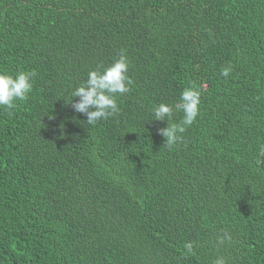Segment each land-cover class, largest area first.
Masks as SVG:
<instances>
[{
    "label": "trees",
    "instance_id": "obj_1",
    "mask_svg": "<svg viewBox=\"0 0 264 264\" xmlns=\"http://www.w3.org/2000/svg\"><path fill=\"white\" fill-rule=\"evenodd\" d=\"M122 50L130 91L90 125L71 92ZM19 71L0 264H264V0H0V73ZM186 87L199 115L169 148L152 110L179 124Z\"/></svg>",
    "mask_w": 264,
    "mask_h": 264
},
{
    "label": "clouds",
    "instance_id": "obj_2",
    "mask_svg": "<svg viewBox=\"0 0 264 264\" xmlns=\"http://www.w3.org/2000/svg\"><path fill=\"white\" fill-rule=\"evenodd\" d=\"M129 61L126 54L121 51L118 58L104 68H97L88 72L85 82L77 86L71 92L70 103L74 111L87 117V122L94 125L101 119H107L117 113L120 109L117 104V95L126 94L130 91L133 83L128 76ZM231 72V67L221 69V75L227 77ZM35 71H19L15 76L0 73V107L11 110L16 100H26L33 88V77ZM79 99L73 102V98ZM201 103L200 92L195 87H186L180 94L179 102L175 106L183 113L179 124L169 123L173 115V106L160 103L155 105L152 110L154 120L167 121V126L158 129V133L165 138L167 147L171 148L180 139L181 133L191 126L199 115ZM259 157L264 162V147L259 149ZM229 239L227 233L218 239L219 244H223ZM188 253H192L194 245L188 242L184 245ZM214 264H226L223 256L218 257Z\"/></svg>",
    "mask_w": 264,
    "mask_h": 264
},
{
    "label": "bare ground",
    "instance_id": "obj_3",
    "mask_svg": "<svg viewBox=\"0 0 264 264\" xmlns=\"http://www.w3.org/2000/svg\"><path fill=\"white\" fill-rule=\"evenodd\" d=\"M128 95V94H127ZM156 151V150H155ZM86 193V192H85ZM76 201V200H75ZM77 202V201H76ZM33 233V232H32ZM194 234V233H193Z\"/></svg>",
    "mask_w": 264,
    "mask_h": 264
}]
</instances>
